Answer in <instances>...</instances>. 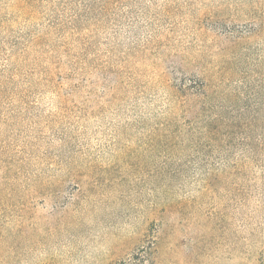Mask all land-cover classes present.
<instances>
[{"label":"rangeland","instance_id":"1","mask_svg":"<svg viewBox=\"0 0 264 264\" xmlns=\"http://www.w3.org/2000/svg\"><path fill=\"white\" fill-rule=\"evenodd\" d=\"M0 264H264V0H0Z\"/></svg>","mask_w":264,"mask_h":264}]
</instances>
